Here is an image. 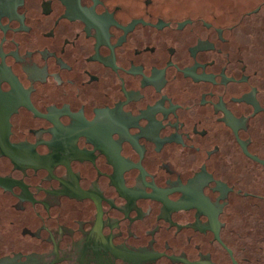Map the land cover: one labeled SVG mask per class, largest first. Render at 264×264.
Instances as JSON below:
<instances>
[{
	"label": "flooded vegetation",
	"instance_id": "flooded-vegetation-1",
	"mask_svg": "<svg viewBox=\"0 0 264 264\" xmlns=\"http://www.w3.org/2000/svg\"><path fill=\"white\" fill-rule=\"evenodd\" d=\"M252 1L0 0V264H264L224 175L264 169Z\"/></svg>",
	"mask_w": 264,
	"mask_h": 264
},
{
	"label": "water",
	"instance_id": "water-1",
	"mask_svg": "<svg viewBox=\"0 0 264 264\" xmlns=\"http://www.w3.org/2000/svg\"><path fill=\"white\" fill-rule=\"evenodd\" d=\"M197 1H201L202 4L205 3L207 10L217 15L223 12V0ZM227 1L230 2L227 6L228 10H236L231 4L240 3L242 6L253 4L252 0ZM245 9L248 10L249 8ZM238 10L240 9L237 8ZM230 42L231 47L235 45L243 47L244 58H247L249 62L247 72L251 74L254 72L256 80L254 78L252 80L262 94L260 100L264 106V5L261 6L257 14L243 19L241 25L236 27ZM248 133L252 139L251 149L258 152L261 157H264V113H258L251 119ZM233 148L230 141H228L226 150L231 156V161L228 163L229 167L226 168L224 175L232 177L231 179L236 188L253 192H255V189H261L258 196L264 198V169L240 160ZM262 202L263 200L261 199H240L234 197L232 210L230 211L234 226H236L237 220L249 219V222H256L255 229L258 228L261 245L260 256H264V204Z\"/></svg>",
	"mask_w": 264,
	"mask_h": 264
}]
</instances>
